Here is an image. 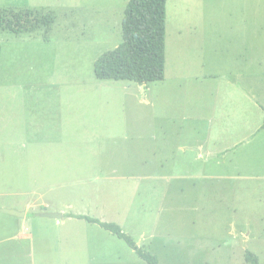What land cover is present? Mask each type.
I'll list each match as a JSON object with an SVG mask.
<instances>
[{
  "label": "rangeland",
  "instance_id": "1",
  "mask_svg": "<svg viewBox=\"0 0 264 264\" xmlns=\"http://www.w3.org/2000/svg\"><path fill=\"white\" fill-rule=\"evenodd\" d=\"M127 1L28 0L14 6L52 16L49 42L46 26L22 41L0 30V208L23 212L17 221L34 242L17 258L9 248L16 216L0 212V264H146L69 213L119 224L160 264H246V250L264 264V0H166L165 82L149 84V103L141 86L135 99L103 91L136 84L93 71L122 42ZM229 81L253 94L238 150L247 155L192 167L143 163L151 127L225 125L236 102ZM45 210L63 213L61 224Z\"/></svg>",
  "mask_w": 264,
  "mask_h": 264
},
{
  "label": "trees",
  "instance_id": "2",
  "mask_svg": "<svg viewBox=\"0 0 264 264\" xmlns=\"http://www.w3.org/2000/svg\"><path fill=\"white\" fill-rule=\"evenodd\" d=\"M36 10L13 6L1 8L0 30L19 34L46 26L47 33H43V39L47 40L53 18L48 15H38ZM165 24L166 0H128L121 22L122 42L94 61V75L98 79L129 80L138 85L163 80ZM260 128H264V120ZM66 216L97 224L123 240L146 264H160L155 254L143 246H138L119 224L85 214L69 213ZM244 259L246 264H260L258 257L249 250L245 251Z\"/></svg>",
  "mask_w": 264,
  "mask_h": 264
},
{
  "label": "crops",
  "instance_id": "3",
  "mask_svg": "<svg viewBox=\"0 0 264 264\" xmlns=\"http://www.w3.org/2000/svg\"><path fill=\"white\" fill-rule=\"evenodd\" d=\"M27 3L28 0H8V3L6 5L15 7L16 4L28 5ZM12 34L14 36L20 37L19 40L22 41L24 39H30V37L24 38L21 36H25V37L26 35L31 36V34L34 33L25 32L19 34H14V33ZM49 40H50V36L48 35V39L47 40L44 39V41L49 42ZM2 50L3 48L1 46V54H2ZM1 54H0V60H1ZM165 62H166V55H165ZM101 80L113 82L112 79H101ZM164 80L165 78L161 80V82H165ZM135 84H136L135 88L111 87L107 89V86H105L103 87L104 88L103 91L107 92L114 90V92L115 91L122 92V95L135 99L136 93L140 86L137 83ZM149 84L150 83L143 84V92L145 94V97L147 98V99L145 98L146 103L153 102L156 99V92L154 89L155 87H152ZM227 84L229 85V88L227 89V93L232 98H236V102L231 103L230 109L224 113L226 115L225 125L218 127L216 126L215 128H202L198 126H185V125H180L178 127H166V126L151 127L146 131V143L151 141L153 145L151 146V148L150 147L147 148L149 149V152H147L145 156L142 158L144 159L143 163H146L148 165H156V166L190 165L192 167V165L196 166L202 164L216 165L219 164L220 160H226L229 163H234V161H236L237 159L243 158L245 155H247V151H245L244 149L241 151L238 150L241 146H243L244 144L243 140L249 137L250 127H249L248 118L250 113L249 111H250L251 97H253V94H251V90L249 89L248 85L242 86L241 84L232 81L227 82ZM23 100L24 97L23 99L18 100L19 104H22ZM80 127H81V133L86 135L89 134L88 121L84 122L82 120ZM203 133L204 136L202 135ZM160 141H162L163 143L162 153L160 150ZM238 152L241 153L238 154ZM195 171L196 170H194V173ZM170 173H181V172H177L176 169H173L170 171ZM186 176H191L190 172H188L187 174H180V175L170 174L168 178L185 179ZM44 212H46V210ZM63 217L64 215L62 216V218ZM62 218H56L57 221L55 224L56 225L61 224V222H59V219ZM17 219H20V217L16 216L15 219H11V224L16 228L17 232H15L11 236L12 240L15 241V244L9 248H13L14 251H17V258L19 257L23 258L26 257L28 253L31 252L33 253L34 242H31L33 236L23 231V229L25 228V222H26L25 219L21 221H17ZM4 239L8 240L9 238L7 237ZM14 246H16L17 248L16 250L14 249ZM26 251H28L27 254ZM22 261L24 263V260Z\"/></svg>",
  "mask_w": 264,
  "mask_h": 264
},
{
  "label": "water",
  "instance_id": "4",
  "mask_svg": "<svg viewBox=\"0 0 264 264\" xmlns=\"http://www.w3.org/2000/svg\"><path fill=\"white\" fill-rule=\"evenodd\" d=\"M141 86V89L143 91V85H140ZM0 211L3 212V213H8V214H12V215H15L17 217H22L24 215L23 212H19L15 209H9V208H0ZM42 216H45V217H49V218H62V213H58V212H43L41 214Z\"/></svg>",
  "mask_w": 264,
  "mask_h": 264
}]
</instances>
